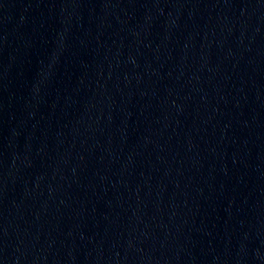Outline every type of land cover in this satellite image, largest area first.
I'll return each mask as SVG.
<instances>
[{
  "label": "water",
  "instance_id": "1",
  "mask_svg": "<svg viewBox=\"0 0 264 264\" xmlns=\"http://www.w3.org/2000/svg\"><path fill=\"white\" fill-rule=\"evenodd\" d=\"M0 264H264V0H0Z\"/></svg>",
  "mask_w": 264,
  "mask_h": 264
}]
</instances>
